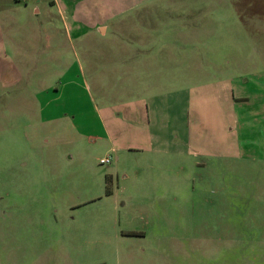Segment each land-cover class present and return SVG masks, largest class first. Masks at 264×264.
Returning <instances> with one entry per match:
<instances>
[{"label":"rangeland","instance_id":"374dc122","mask_svg":"<svg viewBox=\"0 0 264 264\" xmlns=\"http://www.w3.org/2000/svg\"><path fill=\"white\" fill-rule=\"evenodd\" d=\"M0 264H264V0H0Z\"/></svg>","mask_w":264,"mask_h":264},{"label":"crops","instance_id":"0c3cea01","mask_svg":"<svg viewBox=\"0 0 264 264\" xmlns=\"http://www.w3.org/2000/svg\"><path fill=\"white\" fill-rule=\"evenodd\" d=\"M99 28H100L99 30L101 32H105L106 31V28L105 27L100 26ZM136 63L139 64V66L141 68H143V70L146 69V71H149V72L151 71V69H155L156 68V65H155V62H154V57H152L151 55L144 56L143 57V61H141V62L138 61ZM138 70L140 71V68H138ZM146 107H148V103L146 104ZM97 119L98 120L100 119V121L103 122L102 115L101 114H98L97 113ZM172 140L174 141V139H172ZM159 151L160 150H158V149H154V150H151L150 152L152 154H155V153H157ZM188 153H189L188 146H185L184 145V148L183 147H176L175 146V149H171V150L168 149V151H167V149H164L162 151V156H164L165 163H166V158H168V157L172 158V156L175 157L177 159L176 161L178 162L176 164V166L179 165V167L181 168L182 156L183 155L184 156H187ZM164 154H167L166 157H165Z\"/></svg>","mask_w":264,"mask_h":264},{"label":"built area","instance_id":"2783aa9c","mask_svg":"<svg viewBox=\"0 0 264 264\" xmlns=\"http://www.w3.org/2000/svg\"><path fill=\"white\" fill-rule=\"evenodd\" d=\"M112 160V155L111 154H107L105 156L100 157L99 161L104 163V162H109Z\"/></svg>","mask_w":264,"mask_h":264},{"label":"trees","instance_id":"16d2710c","mask_svg":"<svg viewBox=\"0 0 264 264\" xmlns=\"http://www.w3.org/2000/svg\"><path fill=\"white\" fill-rule=\"evenodd\" d=\"M107 191H110V189H109V187H107V189H106Z\"/></svg>","mask_w":264,"mask_h":264}]
</instances>
